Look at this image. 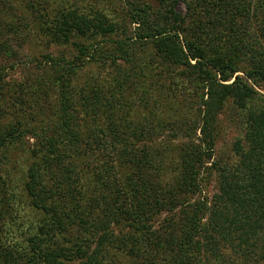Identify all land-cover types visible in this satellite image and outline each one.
Wrapping results in <instances>:
<instances>
[{"label": "trees", "instance_id": "obj_1", "mask_svg": "<svg viewBox=\"0 0 264 264\" xmlns=\"http://www.w3.org/2000/svg\"><path fill=\"white\" fill-rule=\"evenodd\" d=\"M1 1L3 34L2 27H16ZM35 1L43 6L33 9L34 27L30 21L22 43L38 34L77 53L45 54L36 75L25 72L20 91L31 93L27 100L15 81L5 86L6 58L17 54L0 43L8 53L0 58V120L9 117L0 126V211L18 202L28 216L12 215L11 223L27 224V238L0 246V263L264 264V0H128L131 37L121 34L125 20L112 21L107 11L26 0L31 7ZM246 56L252 66L241 75ZM87 64L107 67L111 83L79 86ZM156 66L182 69L203 90L202 135L188 132L176 147L180 171L169 181L157 166L169 156L160 160L141 144L143 134L119 130L138 79L148 80ZM49 97L47 120L40 102ZM229 101L245 113L239 160L218 166L211 200L189 198L203 190L217 114Z\"/></svg>", "mask_w": 264, "mask_h": 264}, {"label": "rangeland", "instance_id": "obj_2", "mask_svg": "<svg viewBox=\"0 0 264 264\" xmlns=\"http://www.w3.org/2000/svg\"><path fill=\"white\" fill-rule=\"evenodd\" d=\"M11 1L2 0L1 2L7 5L8 20H10L11 24L14 23L17 29L14 27L15 29L13 30L9 26L2 27L4 32L0 34V43L4 42L5 48L6 44H9V48L16 50L17 55L6 58L8 53L6 51L1 53L0 51V58L5 57L7 59L5 73L3 71L2 76L5 77V86H9L10 81H15L17 95L20 93L27 100H33L31 93L24 94V92L20 91V83L24 80L23 76L25 72L33 70L34 66L39 65L45 54L50 53L56 57L67 56L72 59L77 52L74 45L54 44L48 42L43 35L39 36L38 34L36 35L37 39L28 41V43H22L20 40L22 32L28 33V31H31L29 30L30 21H32V26L34 27V19L36 17L33 9L36 7H40L41 9L43 5L35 1L33 7H31L32 5L29 6L26 0L24 2L20 0ZM73 1L74 7H77L81 11L87 12L91 9H96L104 13L107 11L113 17L112 19L108 15L112 21L119 23L120 20H125L126 25L121 31V34L124 36L131 37L135 31L136 24H132L130 17L126 14L124 15L129 7L128 0H70V2ZM53 5H56V2ZM181 9L185 11L184 5ZM0 20L2 21V19ZM38 25H40L39 22ZM103 37L100 35L98 40H102ZM251 60L250 56L242 58L238 67L239 74L244 75L243 71L251 68ZM13 62L18 64V67L11 69ZM26 65L30 67L27 70L25 69ZM181 70L157 66L156 68L152 67V69L148 68L147 73L144 74L149 76V79L144 80L142 78L140 81L138 79L137 82L139 83L135 86L134 95L127 99L128 105H125L124 109L120 112V117L123 115L119 127L120 131H125L128 134L134 132L143 134L147 138L141 141L142 145L155 151L153 154L158 156L160 160L169 156L163 165H157L160 166V171L162 169V174L159 171L161 177H165L167 181L179 175L180 166L177 160L178 155L174 152L176 147L186 140V134L188 132L193 135L197 131V136L200 137L202 135L200 125L202 124L204 106H202L200 97L203 90L190 80H187L184 75H181ZM33 72L36 75L34 70ZM108 72L109 69L102 65L98 67L95 64H87L86 67L83 66V70L78 76L79 86L84 85L86 81L101 82L104 85H109L111 79L108 76ZM259 89L264 93V86L259 87ZM49 98L40 102V105L44 109L43 116L47 120L52 116L54 108V98ZM125 98L126 96L123 98L124 103ZM39 108L36 106L35 112ZM245 120V113L238 109L232 101H229L219 114H217L214 156L211 162H208L207 167L205 169L202 168L203 171L200 176L203 190L195 196H189V198L207 196L211 200L218 192V166L223 164L229 165V162L233 164L239 160V156L236 154V144L238 140L241 141L242 145L245 144ZM7 121H9V117L1 119L0 126H3L2 124ZM29 139L31 143L35 141L34 138ZM141 144L139 143L140 147L142 146ZM243 148L244 150L246 149V147ZM19 206L18 202H15L9 208L8 213L5 208L3 211H0V246H6L8 244L20 245L27 238L23 235V230L27 228L22 227L27 224H23L21 221L19 223H11V220H14L12 215H15L16 218L18 216L28 218L26 216L27 214ZM165 217H167V214L162 215L160 218L163 220ZM35 221L36 219L34 218ZM20 231H22V234Z\"/></svg>", "mask_w": 264, "mask_h": 264}]
</instances>
